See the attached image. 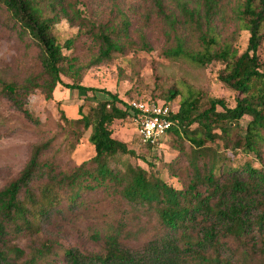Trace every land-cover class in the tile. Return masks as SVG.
<instances>
[{
  "label": "trees",
  "instance_id": "1",
  "mask_svg": "<svg viewBox=\"0 0 264 264\" xmlns=\"http://www.w3.org/2000/svg\"><path fill=\"white\" fill-rule=\"evenodd\" d=\"M153 1L166 25L165 35L168 41L173 42L163 50L164 55L183 57L197 65L214 61L223 63L218 79L240 94L233 107L226 106L221 98H210L208 104L200 109V99L193 94L182 98L179 105H172L177 108L171 112L173 124L165 134L174 133L189 143L188 151L180 149L187 161L185 189L168 185L140 165L134 166L129 162L113 165L117 155H135L125 142L112 137L109 128L114 120L133 115L128 103L122 102L116 93L109 90L84 86L79 82L65 83L61 79L67 69H76L75 63L62 49H70L77 36H71L60 44L52 31L55 23L63 18L77 27L76 35L84 34L94 39L98 50L89 62L91 65L108 61L113 53L123 51L127 42L122 38L126 36L128 23L124 21L117 29L109 25L96 27L71 0H0V8L11 18L19 37H28L38 46L42 68L40 78L31 75L20 84L6 83L0 78L1 96L35 123L38 119L32 118L24 107V100L36 88L41 90L46 100L52 98L57 84L80 91H101L107 96L86 113L79 107L78 118L68 119L62 114L65 121L91 129L88 140L94 147L92 157L69 172H56L51 165L40 164L39 155L47 145H35L19 175L0 190V242L4 247L0 248V263L11 264L8 260L10 253L15 257L24 253L15 246L4 244L7 235L38 232L52 212L59 210L58 205L63 201L73 211L78 206H85L83 197L86 194L97 191L116 194L128 206L153 209L167 234L159 238V242L150 244L146 256H137L122 246L120 237L124 227L122 218H119L108 222L103 233L98 232L104 239V255L66 249L64 257L70 264H246L244 260L236 263L220 256L221 239L230 237L246 246V241L257 234L264 242V206L260 208L261 204L264 205V174L248 161L227 158L206 145V142L214 143L218 139H222L224 144L229 143L231 127L242 129L241 119L248 116L239 139L242 142L237 140L232 146H242L244 152L256 155L264 146V71L258 55L264 38L260 34L264 0H258V3L255 0L243 1L240 15L249 37L246 48L239 54L228 42L214 48L217 39L208 37L202 30L203 25L208 27L207 31L211 28L216 0H195L194 5L189 0H172L179 16L166 12L162 0ZM186 26L199 32L203 44L201 49L187 45L183 31ZM141 43L146 47L145 40ZM256 81L260 83L253 86ZM179 94L172 89L164 99L134 100L171 106L170 101ZM155 144L147 142L146 146L150 148ZM171 164L167 162L169 167ZM41 171L46 174L47 181L36 193L30 183ZM243 174L247 175V180H242ZM192 231H196L195 236ZM47 249V246L42 250L36 249L30 260L42 259L51 253Z\"/></svg>",
  "mask_w": 264,
  "mask_h": 264
},
{
  "label": "rangeland",
  "instance_id": "2",
  "mask_svg": "<svg viewBox=\"0 0 264 264\" xmlns=\"http://www.w3.org/2000/svg\"><path fill=\"white\" fill-rule=\"evenodd\" d=\"M71 1L90 24L96 27L109 25L117 29L126 21L127 33L122 40L127 43L123 51L113 53L110 60L91 65L89 62L97 53L98 44L88 35H76L77 27L61 18L52 28L56 40L63 44L71 36H77L70 49H62L76 67L65 71L61 76L63 82H79L84 86L109 90L125 103L137 98L164 99L167 92L173 89L180 94L170 101L171 106L179 105L182 98L191 94L200 99V109L208 104L210 98H221L228 107L235 105L240 94L218 79L223 63L214 61L197 65L183 57L170 58L164 55L163 50L173 42L168 41L165 35L166 25L153 0ZM243 1L216 0L211 28L207 31L208 27L202 26L208 37L217 39L214 48L226 42L238 54L246 48L249 32L240 15ZM162 2L166 12L179 16L172 0ZM189 2L191 5L195 4V0ZM255 2L258 3V0ZM183 31L190 48L203 47L199 32L188 26ZM260 34L264 36V21ZM141 40L146 41V47H143ZM38 54V46L28 37H19L11 18L0 8V78L6 83L17 84L31 75L40 78L42 68ZM258 55L261 70L264 71V38L259 45ZM259 83L256 81L253 86ZM106 97L101 91H80L57 84L52 98L46 100L41 90L36 88L24 100V107L32 118L38 119V123H35L0 95V190L19 175L29 161L35 145H47L41 151L39 161L40 164L51 165L56 172H69L92 157L94 147L88 140L91 129H85L79 123L65 121L62 114L68 119L78 118L79 107L86 113L97 101ZM172 108L175 110L177 107ZM217 109L220 110V106ZM134 118L129 115L124 119H116L109 126L112 137L125 142L135 152L134 156L117 155L112 164L121 166L129 162L134 166L140 165L149 173L162 178L168 185L185 189L188 182L187 161L180 149L188 151L189 143L170 133L160 136L156 144L149 148L138 135ZM248 120V116L242 117V129ZM242 129L232 126L227 144L218 139L214 143L206 142V145L222 152L227 158L248 161L264 174V146L257 155L244 152L242 146H232L241 139ZM213 131L219 133L218 129ZM167 162H172L170 167ZM247 179V175L243 174L242 180ZM46 181V174L41 171L35 175L30 186L38 193ZM21 194H24L23 189ZM83 198L85 206H78L73 211L63 201L58 205L59 210L52 212L38 232L7 235L4 244L15 246L24 252L20 257L10 253V263L70 264L64 257V250L70 248L85 254L104 255V239L98 232L103 233L108 222L119 218H122L121 224L124 227L120 237L122 246L137 256H146L150 244L159 242V238L167 234L153 209L128 206L116 194L106 191L89 193ZM263 206L261 204L260 208ZM192 234L195 236L196 231H192ZM221 240L223 246L220 256L236 263L244 260L246 264H264V242L257 234L246 241V246L230 237H223ZM46 246V251L50 249L51 253L45 254L42 259L30 260L36 249L42 250ZM0 248H4L1 242Z\"/></svg>",
  "mask_w": 264,
  "mask_h": 264
},
{
  "label": "built area",
  "instance_id": "3",
  "mask_svg": "<svg viewBox=\"0 0 264 264\" xmlns=\"http://www.w3.org/2000/svg\"><path fill=\"white\" fill-rule=\"evenodd\" d=\"M128 108L135 117L137 133L143 142L155 143L172 126V106L145 100H132Z\"/></svg>",
  "mask_w": 264,
  "mask_h": 264
}]
</instances>
